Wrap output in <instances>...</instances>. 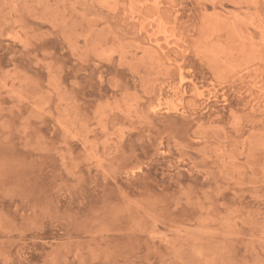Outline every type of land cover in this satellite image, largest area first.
Segmentation results:
<instances>
[{
  "label": "rangeland",
  "instance_id": "374dc122",
  "mask_svg": "<svg viewBox=\"0 0 264 264\" xmlns=\"http://www.w3.org/2000/svg\"><path fill=\"white\" fill-rule=\"evenodd\" d=\"M0 264H264V0H0Z\"/></svg>",
  "mask_w": 264,
  "mask_h": 264
}]
</instances>
